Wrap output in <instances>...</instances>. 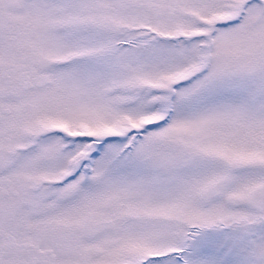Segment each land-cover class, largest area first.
<instances>
[{
  "label": "snow or ice",
  "instance_id": "1",
  "mask_svg": "<svg viewBox=\"0 0 264 264\" xmlns=\"http://www.w3.org/2000/svg\"><path fill=\"white\" fill-rule=\"evenodd\" d=\"M0 264H264V0H0Z\"/></svg>",
  "mask_w": 264,
  "mask_h": 264
}]
</instances>
